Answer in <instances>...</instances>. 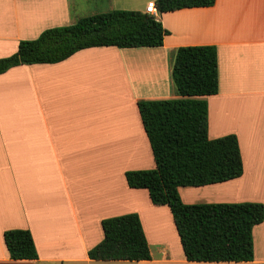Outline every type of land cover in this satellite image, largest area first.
I'll return each instance as SVG.
<instances>
[{"label":"crops","instance_id":"0c3cea01","mask_svg":"<svg viewBox=\"0 0 264 264\" xmlns=\"http://www.w3.org/2000/svg\"><path fill=\"white\" fill-rule=\"evenodd\" d=\"M148 2L105 0L100 12L144 11ZM72 9V0H0V57L19 40L74 22ZM153 16L168 31L158 47H87L0 73V264H264V245L250 261L186 260L167 206L124 179L127 170L154 167L136 101L177 97L175 49L214 45L217 91L203 96L206 135H235L242 172L177 192L183 203L252 201L264 209V0H214ZM129 212L139 217L150 258L89 259L100 220ZM13 228L29 231L36 259L8 257L2 232ZM255 231L264 235V214L252 228L254 248Z\"/></svg>","mask_w":264,"mask_h":264},{"label":"trees","instance_id":"16d2710c","mask_svg":"<svg viewBox=\"0 0 264 264\" xmlns=\"http://www.w3.org/2000/svg\"><path fill=\"white\" fill-rule=\"evenodd\" d=\"M156 13L209 7L214 0H153ZM168 31L145 11L112 9L80 16L19 40L13 53L0 57V73L21 64L55 63L87 47H158ZM170 78L177 97L137 100L136 108L154 167L127 170L130 188H144L153 205H166L184 258L188 261H250L252 228L263 220L260 202L183 203L179 186H201L238 177L242 163L234 134L206 135L203 96L217 91L214 45L177 47ZM102 238L86 251L93 260H146L148 244L134 212L100 220ZM10 259H36L27 229L2 232Z\"/></svg>","mask_w":264,"mask_h":264},{"label":"rangeland","instance_id":"374dc122","mask_svg":"<svg viewBox=\"0 0 264 264\" xmlns=\"http://www.w3.org/2000/svg\"><path fill=\"white\" fill-rule=\"evenodd\" d=\"M105 0H72V13L75 14L76 17L90 15L95 12H100L103 9V4ZM254 245L253 252L259 253L260 246L264 245V235H259L256 231L254 232ZM150 248L152 251H156L155 243L150 244ZM102 264H132V262H111V261H103L98 262Z\"/></svg>","mask_w":264,"mask_h":264},{"label":"built area","instance_id":"2783aa9c","mask_svg":"<svg viewBox=\"0 0 264 264\" xmlns=\"http://www.w3.org/2000/svg\"><path fill=\"white\" fill-rule=\"evenodd\" d=\"M144 11L146 12V13H149V14H154L155 13V9H154V5H153V3L152 2H148L147 4H146V6H145V9H144Z\"/></svg>","mask_w":264,"mask_h":264}]
</instances>
